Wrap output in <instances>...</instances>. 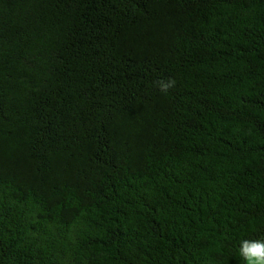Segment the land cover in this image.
Listing matches in <instances>:
<instances>
[{
  "label": "trees",
  "instance_id": "1",
  "mask_svg": "<svg viewBox=\"0 0 264 264\" xmlns=\"http://www.w3.org/2000/svg\"><path fill=\"white\" fill-rule=\"evenodd\" d=\"M255 238L264 0H0V264H243Z\"/></svg>",
  "mask_w": 264,
  "mask_h": 264
},
{
  "label": "clouds",
  "instance_id": "2",
  "mask_svg": "<svg viewBox=\"0 0 264 264\" xmlns=\"http://www.w3.org/2000/svg\"><path fill=\"white\" fill-rule=\"evenodd\" d=\"M161 91L167 92L169 88L175 86V81H156ZM239 258L243 264H264V238L243 239L237 249Z\"/></svg>",
  "mask_w": 264,
  "mask_h": 264
}]
</instances>
